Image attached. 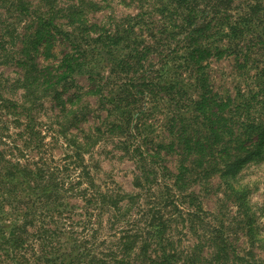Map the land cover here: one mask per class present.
<instances>
[{
    "label": "trees",
    "instance_id": "16d2710c",
    "mask_svg": "<svg viewBox=\"0 0 264 264\" xmlns=\"http://www.w3.org/2000/svg\"><path fill=\"white\" fill-rule=\"evenodd\" d=\"M125 1L135 15L97 23L89 19L99 8L95 0H0V66L19 70L13 80L0 72V264H236L239 258L231 234L218 228L202 226L195 253L184 256L169 230L176 218L203 213L193 185L206 189L215 174L226 181L264 153V54L262 67L233 96L214 90L209 76L211 59L234 57L243 69L260 63L253 57L264 50V0H246L234 17L218 10L227 0ZM142 34L154 42H142ZM163 34L177 46L171 49ZM77 76L87 77L86 95L98 98L106 114L94 132L68 130L84 119L82 95L77 91L66 109L59 89H72ZM12 89L21 99L8 95ZM47 97L65 112L56 129L35 114ZM154 106L164 112L168 140L148 138L147 124L142 130L137 124ZM104 136L132 160L135 193L97 182L89 157ZM164 155L178 159L174 173ZM225 185L245 208V188Z\"/></svg>",
    "mask_w": 264,
    "mask_h": 264
},
{
    "label": "rangeland",
    "instance_id": "374dc122",
    "mask_svg": "<svg viewBox=\"0 0 264 264\" xmlns=\"http://www.w3.org/2000/svg\"><path fill=\"white\" fill-rule=\"evenodd\" d=\"M27 1L33 5H38L37 3L40 0ZM56 1L63 4L75 2V0ZM95 1L99 4V8H96L95 11L91 12L89 15V19L93 22L105 23L110 19L118 20L137 13V9L133 7L134 5H128L125 0ZM122 1L125 3H122ZM245 1L246 0H227L225 6L219 7L218 10H220L221 13L228 11L226 16L234 17L238 12L236 9L241 8ZM132 3H136V1ZM1 13H3V11ZM158 19L159 18H157V20ZM155 37L158 39V34H156ZM162 39L164 43L170 45L171 49L177 46V39L169 34H163ZM145 41L148 43L154 42V40L150 41L145 39L144 34H142V42ZM254 52H256V54L253 60L256 58L260 63L255 64L250 61L246 66L247 69H243L242 64L237 65L234 57L224 56L221 60L211 59L209 76L213 80L214 90L227 92L233 96L238 87L245 89V85L249 83L248 78L253 76L256 72V69H254L255 66L258 65L257 68L262 67L261 60L264 50ZM149 58L153 63L159 59L156 55H152ZM40 62L41 61H39V64ZM249 66L251 67L249 68ZM0 72L4 78L13 80L16 78L19 70L12 65H2L0 66ZM89 85L86 76H77L74 79L72 89L66 91H64L63 88L59 89L61 98L66 102V109H72L69 105V101L73 99V95L76 94L77 91L82 95L78 109L79 112L84 115V119H80L75 125L76 127H68V130L72 132V134H78V132H76L78 128L87 133L94 132V128L99 126L106 117L105 112L98 106V98L86 95ZM74 87H78L79 89L76 90ZM8 95L14 99H21L22 92L20 90L13 91L12 89L11 92H8ZM138 105L139 103L133 106L136 108ZM73 109H76V107L73 106ZM35 114L40 118L42 124L56 129L55 120L59 117L58 120L60 121V118L62 119V117H64L65 112H61L56 101L47 97L38 104ZM138 119L139 122L137 124H141V130L142 122L147 124L146 136H148V138H152L156 142L162 141L163 138L168 140L162 129L165 120L164 112L160 109V106L152 107L151 111L147 113L146 116H138ZM252 141H255V138H253ZM115 143L116 141L107 139L104 136V138L95 145L91 151V158L89 157V160L96 163L98 166L93 170V173L100 185H107L112 189L121 190L129 194L135 193L136 190L132 184L133 176L136 173L134 164L131 159H128L127 156L117 150ZM54 155L60 157L63 155V151L58 149L54 152ZM165 158V164L170 172L174 173L177 158L171 157V155ZM86 159H88L87 155ZM225 182L235 190L245 188V208L238 207L230 190H228L225 185ZM204 184V186L207 187L206 189L196 184L191 188L198 197L203 213L199 212L198 216L194 215L195 220H192L190 216L182 215L181 218H176L175 222L170 227L169 233L171 238H174L173 241L177 250L182 252V256L188 252L192 253V251L195 253V246L203 237V233L201 232L202 226L208 225L213 228H218V230L222 232L225 231L231 234L235 252L239 256L236 264H264V153L258 159L247 161L239 168L234 176L229 177L226 181L220 179L218 175L215 174L206 179ZM192 212H194V209H191V213ZM250 230L252 235L251 239L249 235ZM200 251L203 256H207L209 252L205 246Z\"/></svg>",
    "mask_w": 264,
    "mask_h": 264
}]
</instances>
